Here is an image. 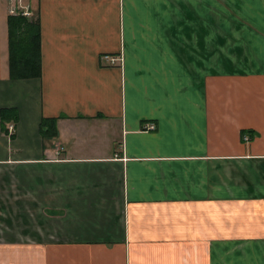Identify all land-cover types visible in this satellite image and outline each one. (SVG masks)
<instances>
[{
    "label": "crops",
    "instance_id": "obj_1",
    "mask_svg": "<svg viewBox=\"0 0 264 264\" xmlns=\"http://www.w3.org/2000/svg\"><path fill=\"white\" fill-rule=\"evenodd\" d=\"M22 4L41 76H11L0 0V264H264V0Z\"/></svg>",
    "mask_w": 264,
    "mask_h": 264
},
{
    "label": "trees",
    "instance_id": "obj_2",
    "mask_svg": "<svg viewBox=\"0 0 264 264\" xmlns=\"http://www.w3.org/2000/svg\"><path fill=\"white\" fill-rule=\"evenodd\" d=\"M10 65L14 79L41 76V37L38 23L27 17L9 16ZM10 110H2L3 115ZM58 118H44L41 131L44 138L57 136Z\"/></svg>",
    "mask_w": 264,
    "mask_h": 264
},
{
    "label": "built area",
    "instance_id": "obj_3",
    "mask_svg": "<svg viewBox=\"0 0 264 264\" xmlns=\"http://www.w3.org/2000/svg\"><path fill=\"white\" fill-rule=\"evenodd\" d=\"M9 1H10V10H9L10 15L12 16L22 15L25 17L31 15V11L29 10V7L21 4L22 0H9ZM12 3H16L18 6Z\"/></svg>",
    "mask_w": 264,
    "mask_h": 264
},
{
    "label": "rangeland",
    "instance_id": "obj_4",
    "mask_svg": "<svg viewBox=\"0 0 264 264\" xmlns=\"http://www.w3.org/2000/svg\"><path fill=\"white\" fill-rule=\"evenodd\" d=\"M23 1V0H22ZM14 2H17V1H14ZM12 4H16V3H12ZM21 4H22V2H21ZM17 5V4H16ZM23 5V4H22ZM18 6V5H17ZM25 6V5H24Z\"/></svg>",
    "mask_w": 264,
    "mask_h": 264
}]
</instances>
